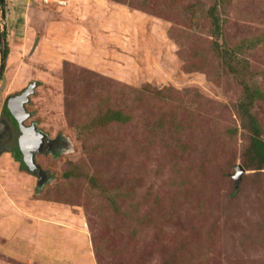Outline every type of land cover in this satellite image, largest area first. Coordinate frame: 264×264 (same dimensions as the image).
Returning <instances> with one entry per match:
<instances>
[{
    "label": "rangeland",
    "instance_id": "obj_1",
    "mask_svg": "<svg viewBox=\"0 0 264 264\" xmlns=\"http://www.w3.org/2000/svg\"><path fill=\"white\" fill-rule=\"evenodd\" d=\"M4 32L0 117L35 84L27 126L68 147L42 186L0 147V264H264V168L214 46L264 94V0H4ZM108 110L128 122L91 127Z\"/></svg>",
    "mask_w": 264,
    "mask_h": 264
},
{
    "label": "trees",
    "instance_id": "obj_2",
    "mask_svg": "<svg viewBox=\"0 0 264 264\" xmlns=\"http://www.w3.org/2000/svg\"><path fill=\"white\" fill-rule=\"evenodd\" d=\"M4 2V0H3ZM1 4V0H0ZM224 4V3H223ZM211 19L213 20V25L216 29V31L219 28V18L216 14L211 13L210 14ZM6 32L2 34V38H6ZM219 35V32L218 34ZM216 52L215 54L219 55V59L222 60V63L226 70L232 75L234 80L239 84V86L243 90V95L241 101L238 103V112L239 116L242 120L243 129L247 130L250 134V148H249V159L256 164L258 169L264 168V128L262 127L260 121L257 119V117L253 113V106L254 103L257 101H262L264 98V94L262 92V89L255 81H247L244 76V72L248 69L247 68V62L246 61H240V58L237 56V54H230L229 52H221L220 46L218 44H214ZM224 53V54H223ZM9 47L4 46L3 48V58L4 62L7 61L9 57ZM193 57V56H192ZM189 66V68H191ZM1 82H5L6 79L4 76H1L0 79ZM36 87L35 84L30 85L28 88L23 90L21 93L15 94L12 97L8 98L7 105L13 106L11 101L17 100L22 97L28 90H31L32 92L30 95L33 94V90ZM169 91H172L170 89ZM136 94L143 95V92L141 91H135ZM158 92V97L153 100H159L161 102H164V98L167 96L165 93L161 91ZM168 92V91H167ZM169 94V93H168ZM29 95V99H30ZM136 98L140 99L136 96ZM168 99V96H167ZM10 108L6 107V111H8ZM184 112L186 114V110L184 109ZM10 115V113H9ZM181 112L177 109H174V112L171 117L169 118V124L171 128V136L172 138H176L178 135H181L186 130V116L184 120L180 119ZM160 118V117H159ZM159 118L157 120H159ZM129 118L125 116L122 112H110L109 110L105 113L99 114L94 120L91 127H100L104 128L107 127L110 123L117 122V124H121L124 122H128ZM167 123V122H166ZM169 131V130H168ZM180 138V137H179ZM179 138L176 140V142H179ZM16 154V153H15ZM14 159L16 160V156L14 155ZM17 161V160H16ZM20 168L23 170V168L20 166ZM42 170V169H41ZM24 171V170H23ZM26 172V171H24ZM43 172H45L43 170ZM46 173V172H45ZM30 174V173H28ZM33 175L34 174H30ZM36 176V175H35ZM69 178V176H65ZM92 186H96V181L91 179Z\"/></svg>",
    "mask_w": 264,
    "mask_h": 264
},
{
    "label": "water",
    "instance_id": "obj_3",
    "mask_svg": "<svg viewBox=\"0 0 264 264\" xmlns=\"http://www.w3.org/2000/svg\"><path fill=\"white\" fill-rule=\"evenodd\" d=\"M1 4L3 6L4 2L1 0ZM2 36L0 34V73L4 70V58H3V50L1 49ZM32 91L28 90L22 97L17 100L18 105H15L17 109L10 111L11 117L17 123V127L22 133L21 139L19 141V146L16 151V160L23 168L24 171L30 174L38 175V186H42V174L43 170H40V166L36 162V157L41 154L40 145L41 140L39 142L30 141V136L37 135L38 138L44 136L41 135L40 131H37V127L34 125L30 128H26L24 123L29 120L31 117L30 114L27 113L25 105L29 103L30 99L28 98ZM19 101V102H18ZM47 154V153H46ZM244 174V170L241 166L236 168V175L233 177L236 183V189L241 182L242 176Z\"/></svg>",
    "mask_w": 264,
    "mask_h": 264
},
{
    "label": "flooded vegetation",
    "instance_id": "obj_4",
    "mask_svg": "<svg viewBox=\"0 0 264 264\" xmlns=\"http://www.w3.org/2000/svg\"><path fill=\"white\" fill-rule=\"evenodd\" d=\"M11 103H12V105H18V103L15 102V100H12ZM6 107H9L10 109L8 111H6ZM12 107L13 106H11V105L8 106L7 103L5 102V105L1 110L0 147H1L2 151H10L12 156H14L17 149H18L19 141L21 139L22 133L19 130V128L17 127V123L11 117L10 111L14 110V108H15V107L14 108H12ZM26 107H27V104L25 105V108ZM15 109H17V108H15ZM9 113H10V115H9ZM24 125L26 128H30V127L34 126L35 124H32V125L30 124L29 126H27V121H26L24 123ZM37 131H40L38 127H37ZM43 134L44 133L41 132V135H43ZM38 139L41 140L40 141L41 142V145H40L41 154L40 155H48V154L58 155L59 153H61L63 151H67L68 146L66 144V140L62 137H59L57 139H51L46 134L40 138H38L37 135L31 136L32 142H39ZM9 146H10V148H9ZM36 177L38 179L37 174H36ZM47 180H48L47 174L44 172L42 174V184L44 182H47Z\"/></svg>",
    "mask_w": 264,
    "mask_h": 264
},
{
    "label": "bare ground",
    "instance_id": "obj_5",
    "mask_svg": "<svg viewBox=\"0 0 264 264\" xmlns=\"http://www.w3.org/2000/svg\"><path fill=\"white\" fill-rule=\"evenodd\" d=\"M14 107H15V108H17L15 105H13V107H12V108H14ZM15 108H14V110H15Z\"/></svg>",
    "mask_w": 264,
    "mask_h": 264
},
{
    "label": "clouds",
    "instance_id": "obj_6",
    "mask_svg": "<svg viewBox=\"0 0 264 264\" xmlns=\"http://www.w3.org/2000/svg\"><path fill=\"white\" fill-rule=\"evenodd\" d=\"M16 162H18V161H16ZM19 164V163H18ZM20 165V164H19Z\"/></svg>",
    "mask_w": 264,
    "mask_h": 264
}]
</instances>
